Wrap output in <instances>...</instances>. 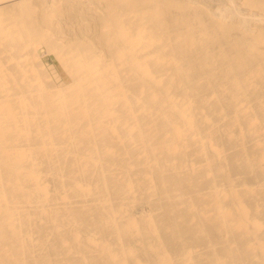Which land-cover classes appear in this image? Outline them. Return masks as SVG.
I'll use <instances>...</instances> for the list:
<instances>
[{"label":"bare ground","instance_id":"1","mask_svg":"<svg viewBox=\"0 0 264 264\" xmlns=\"http://www.w3.org/2000/svg\"><path fill=\"white\" fill-rule=\"evenodd\" d=\"M0 264H264V0H0Z\"/></svg>","mask_w":264,"mask_h":264}]
</instances>
